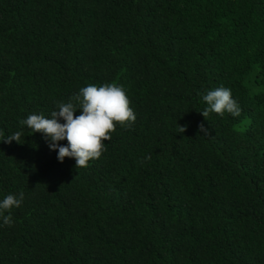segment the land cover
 I'll list each match as a JSON object with an SVG mask.
<instances>
[{
	"label": "trees",
	"instance_id": "obj_1",
	"mask_svg": "<svg viewBox=\"0 0 264 264\" xmlns=\"http://www.w3.org/2000/svg\"><path fill=\"white\" fill-rule=\"evenodd\" d=\"M105 83L136 120L87 167L19 123ZM221 86L240 115L205 118ZM17 131L0 264H264V0H0V138Z\"/></svg>",
	"mask_w": 264,
	"mask_h": 264
},
{
	"label": "clouds",
	"instance_id": "obj_2",
	"mask_svg": "<svg viewBox=\"0 0 264 264\" xmlns=\"http://www.w3.org/2000/svg\"><path fill=\"white\" fill-rule=\"evenodd\" d=\"M208 107L200 111L207 118L210 112L223 116L225 112L232 116H239L241 109L232 98L231 90L221 86L203 95ZM77 109L80 114L75 115ZM61 119L64 121L61 122ZM136 120V115L130 107L129 98L124 88L115 83H105L100 86L89 84L79 89L67 102H59L57 110L51 112V118L43 114H30L20 120L31 133L40 132L48 141L51 150H58L57 158L63 162L65 157L74 158L77 169L87 167L89 161L98 159L104 151V141L110 140V133L116 129V124L130 125ZM186 126H180L178 132L183 133ZM199 131L209 134L204 124L199 125ZM22 132L17 131L8 135L6 143L20 142ZM67 140L66 145L59 141ZM150 158V157H149ZM23 193L17 198L13 194L7 195L0 201V217L3 224L12 226L11 215H3L5 210L19 207L23 200Z\"/></svg>",
	"mask_w": 264,
	"mask_h": 264
}]
</instances>
